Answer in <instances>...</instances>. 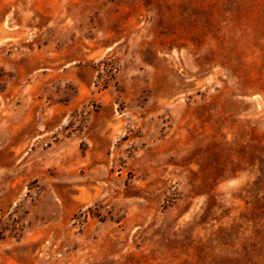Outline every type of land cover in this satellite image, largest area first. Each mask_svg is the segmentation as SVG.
I'll return each instance as SVG.
<instances>
[{"label": "rangeland", "instance_id": "374dc122", "mask_svg": "<svg viewBox=\"0 0 264 264\" xmlns=\"http://www.w3.org/2000/svg\"><path fill=\"white\" fill-rule=\"evenodd\" d=\"M0 264H264V0H0Z\"/></svg>", "mask_w": 264, "mask_h": 264}]
</instances>
